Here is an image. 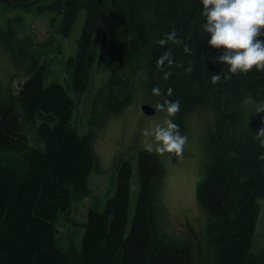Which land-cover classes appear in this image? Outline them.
Instances as JSON below:
<instances>
[{
    "label": "trees",
    "instance_id": "16d2710c",
    "mask_svg": "<svg viewBox=\"0 0 264 264\" xmlns=\"http://www.w3.org/2000/svg\"><path fill=\"white\" fill-rule=\"evenodd\" d=\"M0 2L27 11L34 6L37 14L52 12L53 19L61 15L64 36L85 11L76 53L65 65L75 96L87 91L95 62L107 72L92 100L93 110L96 103L104 105V117L129 103L138 78L155 106L162 99L153 94L155 86L180 104L173 120L182 133L187 134L196 110L207 111L214 125L203 147L204 177L196 186L206 215L207 248L205 243L197 247L191 237L172 235L161 223L164 168L158 153L144 147L136 157L137 196L129 228L134 171L128 160L120 161L115 191L102 210L88 207L86 220L76 222L72 216L79 204L74 205L92 194L93 137L78 133L72 124V95L61 83L47 82L44 64L32 56L18 91L0 93V264H198L205 251L211 256L206 264H264V247L255 252L253 245L259 201H264V159L258 158L264 147L254 139L264 126V113L255 112L264 102V71L254 66L231 73L219 62L223 47L208 44L201 0ZM173 28L180 44L156 43ZM185 43L190 52L184 51ZM1 45L15 59L16 49L6 40ZM168 49L176 63L165 62L162 69L156 60ZM214 73H221L216 83L211 82ZM28 132L37 136V145L30 143ZM60 221L84 228L79 247L72 239L66 247L56 244Z\"/></svg>",
    "mask_w": 264,
    "mask_h": 264
},
{
    "label": "rangeland",
    "instance_id": "374dc122",
    "mask_svg": "<svg viewBox=\"0 0 264 264\" xmlns=\"http://www.w3.org/2000/svg\"><path fill=\"white\" fill-rule=\"evenodd\" d=\"M84 14L85 11L82 10L73 27L64 36L59 29L61 15H55L53 19L52 12L37 14L34 6L27 11L21 6H9L0 2V93H6L8 90L13 93L18 91L26 78V69L32 56L39 61L38 64H44L47 82H59L69 90L75 101L72 124L79 134L92 135L93 148L97 156V165L88 179L92 194L74 205L75 207L79 204L72 220L84 222L88 207L102 210L108 197L115 191L120 161L128 160L132 163L134 171L126 223L128 229L137 196L135 174L137 152L152 139L150 135H146V129L151 130L157 122L164 119L166 113L155 106L153 97L146 98L145 91L140 85L141 79L138 78H134L132 82L129 103L119 113L104 117L105 107L101 103H96L93 110L92 100L95 92L107 77V72L96 62L91 70L87 91L81 96L73 95L70 91L71 77L65 60L69 55L74 56L76 53ZM2 40H6L16 49L15 59L1 45ZM35 43L41 45L35 46ZM142 103L153 105L156 108L155 114L148 115L142 112L140 108ZM210 121L211 117L207 111H194L192 115L190 114L187 124L186 135L189 139L183 154L173 158L171 153H158L164 168V180L160 190L162 204L160 221L172 235L193 238V243L196 242L197 247H200L199 243L201 245L205 243L206 215L198 204L196 186L204 177L206 158L203 147L204 144L206 146L208 131L213 130L214 126ZM27 137L31 144L37 145V136L33 132H28ZM259 202L262 211L254 236L255 252L264 247V201ZM83 232L84 228L78 224L60 221L55 235L56 244L66 247L72 239L79 247ZM203 248H207L206 243ZM210 257L209 251H205V255L199 257L198 264L210 261Z\"/></svg>",
    "mask_w": 264,
    "mask_h": 264
},
{
    "label": "clouds",
    "instance_id": "9594fccd",
    "mask_svg": "<svg viewBox=\"0 0 264 264\" xmlns=\"http://www.w3.org/2000/svg\"><path fill=\"white\" fill-rule=\"evenodd\" d=\"M201 5L200 14L204 17L202 28L205 33L210 34L208 44L223 47L222 54L218 57L219 62L227 64L231 73L248 72L254 66L258 71H264V39L259 38L264 35V0H201ZM169 42L181 43L175 28L156 41L161 46ZM183 49L186 53L191 51L187 43L183 44ZM165 62L167 65L176 63L171 49L164 51L156 60L162 69ZM169 75V71L164 72L165 79ZM220 79L221 73L211 76L212 83ZM152 92L162 97L157 108L166 115L151 130L146 129V135H150L152 139L144 144V149L148 152L181 156L189 138L172 119L180 110V104L164 96L158 86L153 87ZM168 92L171 93V89ZM255 112L264 113V102L255 108ZM254 133V139L264 147V126ZM258 158L264 159V153H260Z\"/></svg>",
    "mask_w": 264,
    "mask_h": 264
},
{
    "label": "water",
    "instance_id": "95a60500",
    "mask_svg": "<svg viewBox=\"0 0 264 264\" xmlns=\"http://www.w3.org/2000/svg\"><path fill=\"white\" fill-rule=\"evenodd\" d=\"M140 108L145 114H148V115L154 114L156 112L155 107L149 103H142L140 105Z\"/></svg>",
    "mask_w": 264,
    "mask_h": 264
}]
</instances>
